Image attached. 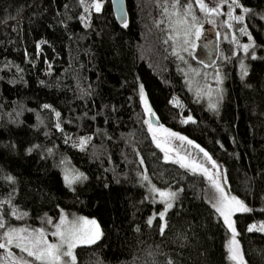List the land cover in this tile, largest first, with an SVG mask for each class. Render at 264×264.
Returning <instances> with one entry per match:
<instances>
[{"label": "trees", "instance_id": "16d2710c", "mask_svg": "<svg viewBox=\"0 0 264 264\" xmlns=\"http://www.w3.org/2000/svg\"><path fill=\"white\" fill-rule=\"evenodd\" d=\"M94 1L0 0V241L62 212L101 229L66 264H236L208 178L158 146L153 114L223 167L229 193L251 209L234 214L243 257L264 264V230H249L264 223V0H226L205 28L229 40L231 56L215 110L194 96L167 39L165 4H191L207 21L197 0H125L123 25L112 0ZM251 50L241 71L235 53ZM62 158L82 180L67 182ZM149 180L172 201L151 195Z\"/></svg>", "mask_w": 264, "mask_h": 264}, {"label": "rangeland", "instance_id": "374dc122", "mask_svg": "<svg viewBox=\"0 0 264 264\" xmlns=\"http://www.w3.org/2000/svg\"><path fill=\"white\" fill-rule=\"evenodd\" d=\"M225 2L226 0H203V3L205 5L204 9H201L200 3L197 2L202 11H207L211 14V18L207 19V21L202 15V19L198 18L195 7L191 4H189L188 7L184 8V11L180 10L181 8H179V6L174 3H167L164 7V15L166 17L169 16L171 22L169 23V28L167 29V39L173 44L174 53L176 54L179 61L178 63L179 65H181L183 71L187 75V83L191 86L192 91L194 92V96L200 99L208 108L213 110H215L218 106V102L221 97L220 92L223 87L225 77L222 61L231 60V56L227 53L229 40L226 39L224 43H221L222 33L220 32L219 34L218 30L216 31L218 34L217 36H215L218 41V43L215 44L217 51L215 54L216 61L213 65H207L208 60L206 59V55L203 52L204 49L200 45V39L203 36V33H205L204 28H208L211 31L215 29V27L213 26L215 25L213 18H215L217 13L219 14L221 12H224L222 7ZM94 4L98 6L97 0L94 1ZM213 8H215L216 11H211ZM226 16L227 18L232 19V17H229L228 15ZM212 34L213 32L210 35ZM244 35L249 36V33L247 32ZM234 36L235 34H233V38ZM250 38L252 37L249 36V39ZM238 43L239 42L236 41L237 47L247 49V43ZM235 55L239 56L238 67L241 71H243L242 69L246 68L248 65L247 60L249 55H255V51L251 50L250 52H244L240 55L235 53ZM143 97L142 100L145 108L148 113H151V106L149 105L147 99ZM150 127L159 147L164 149L165 151H168L169 153L167 155H169V157H174V159L179 161L181 164H191L193 161H195V163L201 164L204 168H207L209 170L206 174L202 171V169L195 172L203 174L208 178L210 186L212 188V195L210 197V200L213 205L216 203L217 198L220 195V192L217 191L215 185H219L227 196L235 197L231 193H229L226 187V177L223 167L210 153H208L202 147L198 146V144L193 143L190 139H188L185 135L177 130L164 128L159 124L155 125L152 123L150 124ZM168 133H175L178 136L185 137L186 139L184 141H181L177 138L168 137ZM165 139H167V143H165ZM188 141H191L192 143L189 144ZM201 149L203 151H201ZM205 153H207V156L205 155ZM61 163H63L62 169L65 177L67 176L69 179H71V177L73 176L81 177L80 179L71 183H69L67 180L70 185H73L74 183L82 180L83 173H81L75 167V165L69 163L65 158H62ZM185 168L190 170V168ZM209 176L212 177V180L209 179ZM213 180L215 181V185L212 182ZM148 183L151 195H154L157 198L163 200L164 203L167 202L166 199L170 197L169 194L174 193V191L171 189L166 190V188L162 189L156 186L151 180H149ZM161 193H164L165 195L161 196ZM173 197L174 196L170 197L171 201ZM236 198L239 199L238 197ZM244 205L247 206L246 204ZM81 218H83L84 221L94 220L96 222L95 225H92L90 223L84 224L83 222H81L82 231L87 234V238L96 241L101 236V229L98 221L95 218L86 217L83 215H68L66 213L58 212L54 217L48 215L44 216L37 228H31L25 225H21L7 229L6 234L10 233L17 239H14L13 242L9 244L7 243L8 237L5 234L2 242L0 241V243H4L6 244V246L4 248H0V257L4 255L2 251H6L8 258L11 261L10 264H25V262H27V264H31L28 253L22 250L25 245L31 247V244L27 239L21 238L29 236L35 238L42 232L44 242L48 244H59L61 243L59 235H53V233L67 232L68 229L72 226V222L78 221ZM231 221L232 227H229L227 224L230 232V239L228 242L229 256L231 258V248L235 250L236 253H238L237 259L233 260L231 258L232 261L236 264H247L243 257L239 239L237 237V231L234 224V215L231 216ZM250 228L263 231L264 223L261 221L252 223L250 225ZM18 244L20 245L19 247L17 246ZM83 244L90 243L84 242L82 240L75 241L74 247L72 248V256L61 257L60 264H66L74 261L75 248L78 245ZM62 251H67L66 244L63 246ZM19 253L22 254L20 255Z\"/></svg>", "mask_w": 264, "mask_h": 264}, {"label": "snow or ice", "instance_id": "6c2138e0", "mask_svg": "<svg viewBox=\"0 0 264 264\" xmlns=\"http://www.w3.org/2000/svg\"><path fill=\"white\" fill-rule=\"evenodd\" d=\"M197 2L200 3L201 9H204L205 5L203 3V0H197ZM97 10H99L98 6H97ZM211 11H216V9L213 8ZM168 137L177 138L181 141H184L186 139L185 137L178 136L175 133H168ZM165 143H167V139H165ZM188 143L191 144L192 142L188 141ZM201 151L203 150L201 149ZM205 155L207 156V153H205ZM181 166L190 168V170H192L193 172L202 169V171L206 174L209 171L207 168H204L203 165L195 163V161H193L191 164L182 163ZM80 178H81L80 176H73L71 177V179H69L67 176L65 177V179L68 180L69 183L74 182ZM209 179L212 180V177L209 176ZM212 182L215 185V181L213 180ZM215 186L217 188V191L220 192V195L217 198V201L213 205V207H215L216 211L219 212L220 215L224 218L225 223L228 224L229 227H232V221H231L232 215H234L237 212H248L251 211V209L247 208L244 205V203L239 199H237L236 197L227 196L219 185H215ZM160 195L164 196L165 194L161 193ZM174 195L175 193L169 194L170 197ZM168 207H171V204H168ZM161 215H163V213H161ZM81 222H83L84 224H88V223L92 225L96 224L94 220L84 221L83 218H81L78 221H73L72 226L68 229L67 232L53 233V235H59L61 241V243L59 244H48L44 242L42 232L39 234V236L35 238H33L32 236L21 238V239H27L31 244V247L25 245L22 248V250L27 252L29 256H32L36 260L43 262V264H60L61 257L72 256V248L74 247L75 241L82 240L88 243L94 242V240L88 239L87 234L82 231ZM2 227L3 224H0V228ZM249 230L251 231L252 229L250 228ZM6 235L8 237L7 243L9 244L12 243L14 239H17L16 237H13L10 233ZM65 244L67 245V251H62L63 246ZM5 246L6 244L0 243V248H4ZM17 246L19 247L20 245L18 244ZM230 253H232L231 258L233 260L237 259L238 253H236L235 250L230 248ZM25 264H27V262H25Z\"/></svg>", "mask_w": 264, "mask_h": 264}, {"label": "water", "instance_id": "95a60500", "mask_svg": "<svg viewBox=\"0 0 264 264\" xmlns=\"http://www.w3.org/2000/svg\"><path fill=\"white\" fill-rule=\"evenodd\" d=\"M114 12L119 24L123 25L128 21V13L125 0H112ZM202 48L209 54L213 55L215 52L214 38L210 40H205L201 43ZM153 124H159L158 120L152 114L150 116Z\"/></svg>", "mask_w": 264, "mask_h": 264}, {"label": "flooded vegetation", "instance_id": "af4514ba", "mask_svg": "<svg viewBox=\"0 0 264 264\" xmlns=\"http://www.w3.org/2000/svg\"><path fill=\"white\" fill-rule=\"evenodd\" d=\"M204 32L205 33H203V36L201 37V39H200V43H202V42H204L205 40H210L211 38H212V35H210V34H208V33H206V31H205V28H204ZM214 37V36H213ZM215 42H216V37H215ZM216 46V45H215ZM204 53H205V55H206V59L208 60V63H213V62H215V54H216V50H215V52H214V54L213 55H209L205 50L203 51Z\"/></svg>", "mask_w": 264, "mask_h": 264}]
</instances>
